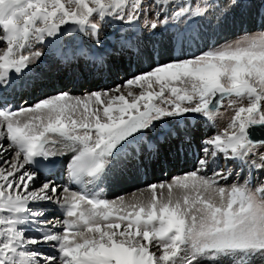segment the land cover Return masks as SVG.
Wrapping results in <instances>:
<instances>
[{
	"label": "snow or ice",
	"instance_id": "snow-or-ice-1",
	"mask_svg": "<svg viewBox=\"0 0 264 264\" xmlns=\"http://www.w3.org/2000/svg\"><path fill=\"white\" fill-rule=\"evenodd\" d=\"M218 7L214 0H0V264L264 258V184L253 190L248 180L221 183L233 175L229 162L249 175L264 172V31L156 63L83 96L58 92L19 107L7 96L29 86L25 74L49 51L65 65L84 60L104 67L157 35L183 47L202 38L193 25ZM113 26L109 36L105 29ZM66 33L88 36L96 51L71 40L56 45ZM225 101L233 114L201 140L194 170L149 184L139 195L105 198L99 182L107 169L138 159L139 149L125 153L129 145L160 130L179 141V150L191 147L189 132L181 136L170 125L190 114L214 123ZM58 144L73 153L67 176L76 189L47 177L38 184L40 172L64 154ZM47 203L63 219H46ZM41 244L52 254L41 252Z\"/></svg>",
	"mask_w": 264,
	"mask_h": 264
},
{
	"label": "rangeland",
	"instance_id": "rangeland-1",
	"mask_svg": "<svg viewBox=\"0 0 264 264\" xmlns=\"http://www.w3.org/2000/svg\"><path fill=\"white\" fill-rule=\"evenodd\" d=\"M195 2L196 0H193V3ZM214 2L218 4L219 7L211 10L206 18L199 20L196 24L197 28L195 30L200 33L202 38L197 40V43L185 44L184 46H188L187 50H180L181 53L179 52L178 59H184L193 54L199 55L202 51H207L211 47H217L226 42L234 41L246 33L255 34L264 31V20L261 21V25L260 22L259 24L255 22L257 24V27L255 28L252 23L249 24L250 22L248 19L246 20L247 22L245 21L242 23L236 21L239 13L242 12V7H250L251 3L244 4L247 0H236V4L231 7H229L231 0H214ZM251 2L255 3L256 0H251ZM232 21L236 25L232 24ZM114 28L115 26H113V28H107L105 31L107 33H113ZM154 38H157L158 41L156 42ZM154 38L144 39L139 44L140 50L144 51L143 53L145 57L141 58L140 55H132L131 52H126L122 55L112 57L114 58L111 60L112 65L109 63L106 65L108 67H93L92 65H88V62L80 60L79 63H72L65 68L63 67V63L59 60H54V56L51 55L49 51L40 62L33 64L30 70L25 74L24 79L29 86L20 88L19 92H17V88L15 90L9 89L7 93L8 99L14 107H19L20 105L26 106L34 104L38 99H42L45 96L55 95L58 92H68L74 96H83L86 93L101 91L105 88H113L133 74H138L141 71L147 70L150 65L145 64L153 63L151 65H154L155 60L158 58L175 59L174 56L171 55L170 48L172 45L168 41L167 36L157 35ZM77 39H80L88 48L92 45L91 39L84 34L79 36L70 33V35L66 37V41L71 40L76 42ZM101 39H105L103 32L101 33ZM35 46L40 47V45ZM156 46L158 48H156ZM0 47H3V45H0ZM48 47L49 50H51L50 46ZM183 47L181 48L183 49ZM92 50L94 51L96 49L93 48ZM107 62H109V59ZM86 63L87 66H85ZM88 71L91 77L87 75ZM220 111L221 115L216 118L214 123L206 122V120L198 114H192L183 124L177 126L175 123H172L170 125L172 128H180L187 123H192L193 125H196V130L192 134L194 136L197 135L198 137L191 147L185 146L184 151L179 150V141L175 138H170L172 142L170 141L169 143L163 144L162 147L156 151V155L158 154L160 158L162 156L164 159L166 154L173 155L177 152H183L180 153L181 156L178 161L179 163L174 164L175 171L170 176L166 171L164 172V167H162L161 164L152 161V156H143L141 155V152L138 154V159L132 163H124L121 161L111 165L107 169L106 175L99 182V188L103 190L105 198L113 200L119 196H125V198L130 197L133 193L139 195L137 190H146L149 184L170 181L174 176H180L185 172L194 170L195 163L190 164L191 153L193 152V156L196 157L197 149L200 146L201 140L215 134L218 130L223 129L233 114L232 110L227 107V101H225V107ZM193 115L195 118H192ZM180 135L183 136V134ZM157 138L160 141L164 138V135H161L160 130L147 133L146 136H143L135 142L133 146L142 150L146 148V143L154 141ZM131 146L129 145L125 150L126 154L128 152L135 154L131 149ZM56 147L64 151L63 155L55 158L62 162L63 168L62 172L55 178L56 180L54 177L49 179L61 186L62 189V186L68 185L67 163L71 159L73 153L65 150L61 144L56 145ZM148 152L151 151L148 150ZM221 166H223L222 158ZM234 166L235 165L231 164V162L228 163V167L233 170V175L228 181L221 182L225 186H231L233 183L244 184L245 181L248 180L250 187L255 190L261 184H264V172L253 170L251 176L247 173L245 167L243 168V171H241V169L238 170ZM237 172H240L239 176L236 175ZM42 181L43 179L40 178L38 184ZM134 183H141V186L137 189L125 192V189H128V187ZM44 207L47 209L46 219H63V213L56 205L47 203ZM29 234L31 235L32 233ZM36 247H38L45 255L52 254L53 252V249L45 244ZM201 264H233V260L227 257H222L217 260L202 259ZM250 264H264V258H253Z\"/></svg>",
	"mask_w": 264,
	"mask_h": 264
},
{
	"label": "bare ground",
	"instance_id": "bare-ground-1",
	"mask_svg": "<svg viewBox=\"0 0 264 264\" xmlns=\"http://www.w3.org/2000/svg\"><path fill=\"white\" fill-rule=\"evenodd\" d=\"M249 3H251V5H250V7L249 8H246V7H242V12L241 13H239V15H238V18L236 19V21H239L240 23H242V22H245L247 19L249 20V24H251L252 23V25L254 26V28L255 27H257V24H259V22H260V25H261V21L262 20H264L263 19V16H264V0H256V2L255 3H252L251 2V0H247V2H244V4H249ZM242 18V19H241ZM247 22V21H246ZM257 24H256V23ZM238 23V22H237ZM232 24H234V25H236L235 23H233V21H232ZM234 25H232V26H234ZM197 28V25L196 24H194L193 25V29L195 30ZM263 28H264V25H263ZM70 33H66L64 36H62L58 41H56V45H63L65 42H66V37L69 35ZM75 34H77V35H82L81 33H75ZM160 36V35H159ZM165 36V35H164ZM167 36V35H166ZM80 38V37H79ZM51 39V38H50ZM155 39V38H154ZM155 41L157 42L158 41V39L156 38L155 39ZM169 41V40H168ZM160 42V41H159ZM196 43H197V41H195ZM75 44H77V45H81V46H83V47H85V48H88V47H86L85 46V44L80 40V39H77L76 40V42H74ZM172 46H171V48H170V51H171V55L172 56H174V58L176 59V57H177V59L179 58V54L181 53V51L180 50H176V48H178L179 46H176V45H174V44H172V43H170ZM56 45H49L50 46V48L51 49H53V48H55L56 47ZM89 49H93L92 48V45L89 47ZM93 51V50H92ZM94 51H96V50H94ZM93 51V52H94ZM127 52H131L132 53V55H140V57L141 58H143V57H145V55H144V51H141L140 50V47L138 46V47H136V48H133V49H130L129 51H127ZM180 52V53H179ZM126 53V52H125ZM189 55H191V54H189ZM112 57H115V56H112ZM112 57H110L109 58V62H107L106 63V65H108L109 63L112 65V59H114V58H112ZM145 59V58H144ZM159 59V58H158ZM155 60V62H154V65L156 64V63H166V62H168L169 60H172L173 58H168V59H159V60ZM54 60H56V61H58V59H56L55 57H54ZM55 61V62H56ZM151 64H153V63H150V64H145V65H150V66H154V65H151ZM64 66L63 67H65L66 68V66L67 65H65V64H63ZM88 65H92L91 64V62L89 61L88 62ZM150 66H148V68L150 67ZM106 67H108V66H106ZM65 70V69H64ZM84 72V71H83ZM87 75H89V71L87 72ZM86 75V76H87ZM90 77H91V75H89ZM93 77V76H92ZM20 91V87H17V92H19ZM21 93V92H20ZM179 130H181V133L180 134H184V131L185 130H187L188 132H189V134L192 136V138H193V142L194 141H196V138H198L197 137V135H193L192 133H194L195 132V130H196V125H193L192 123H187L185 126H181L180 128H179ZM162 135V134H161ZM174 139V138H173ZM171 140H170V138H165V136H164V138H163V140H159L158 138L157 139H155L154 141H149L148 143H146V148L145 149H142V150H140L139 149V152H141V155H143V156H152V161H154L155 163H159V164H161L162 165V167H164V172L166 171L167 172V174L170 176L172 173H174V171H175V166H174V164H176V163H179L178 161L180 160V153H183V152H177L176 154H166L165 155V159H164V157H162L161 156V158L159 157V155L157 154L156 155V151H158L161 147H162V145L163 144H166V143H169ZM172 142V141H171ZM134 144H132V146H131V149L134 151V153H136V150L138 149L136 146L134 147L133 146ZM144 145V144H143ZM143 145H141V146H143ZM152 145H155V148L153 149V151H151V152H148V147L149 146H152ZM182 151H184V149L182 150ZM196 152V151H195ZM164 159V160H163ZM57 161H59V159H56ZM195 161H196V157H194L193 156V152L191 153V155H190V164H194L195 163ZM60 162V161H59ZM61 163V166H62V162H60ZM185 164V163H184ZM231 164H233V165H235L234 167H236V169H238V170H240L241 169V165L240 164H238V163H235V162H231ZM246 169H247V173L249 174V170H248V168L247 167H245ZM252 173H253V171H252ZM251 173V174H252ZM55 178V177H54ZM156 178V177H155ZM56 180V179H55ZM69 185V184H68ZM141 186V183H134L133 185H131L130 187H128V189H125L126 191L125 192H127L128 190L130 191V190H133V189H137V188H139ZM71 187V186H70ZM71 188H73V187H71ZM74 189V188H73ZM127 198H129V197H127Z\"/></svg>",
	"mask_w": 264,
	"mask_h": 264
}]
</instances>
